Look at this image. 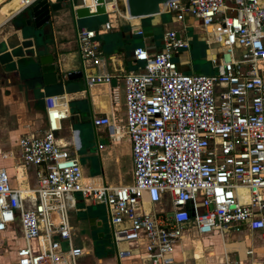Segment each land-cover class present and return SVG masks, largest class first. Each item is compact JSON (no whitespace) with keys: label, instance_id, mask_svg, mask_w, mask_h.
<instances>
[{"label":"built area","instance_id":"2783aa9c","mask_svg":"<svg viewBox=\"0 0 264 264\" xmlns=\"http://www.w3.org/2000/svg\"><path fill=\"white\" fill-rule=\"evenodd\" d=\"M119 3L104 0L105 22L75 29L83 65L102 62L97 37L117 25ZM63 5L92 13L98 4L65 0ZM162 5L160 14H169L173 22L189 17L197 24L214 72L178 71L172 53L187 42L180 35L176 39L174 31L162 33L157 54L132 50L141 68L119 77L122 124L106 116L91 120L93 127L111 129L113 143L126 138L130 145L132 180L116 187L83 181L77 160L54 138L68 115L66 101L62 95L45 97V127L18 138L14 150L0 152V234L18 224L15 264H77L88 255L72 242L69 211L76 198L104 206L118 258L134 257L138 264H171L188 226L200 236L214 230L222 238L254 232L264 246V0H171ZM113 78L94 75L87 82L109 84ZM28 168L33 169L32 186L26 182ZM165 196L168 209L162 204Z\"/></svg>","mask_w":264,"mask_h":264},{"label":"crops","instance_id":"0c3cea01","mask_svg":"<svg viewBox=\"0 0 264 264\" xmlns=\"http://www.w3.org/2000/svg\"><path fill=\"white\" fill-rule=\"evenodd\" d=\"M118 1L124 2V0ZM65 9L72 16V12L68 8ZM67 11L65 13L59 10L51 12L48 22L36 31V39L31 36L35 30L32 27L30 31L28 29L21 31L19 26H13L11 23L12 19L21 15L24 19L25 10L2 24L0 74L3 84L0 87V105L6 107L0 110V139L14 141L13 147L9 149L14 150L18 138L40 133L46 125L43 112L44 98L62 95L66 101L68 115L60 122L59 129L54 132V138L65 145L68 153L77 160L83 181L87 182L91 179L97 184L109 187L130 184L132 167L128 141L122 138L118 143H113L111 129L93 127L91 120L106 116L114 125L122 124L124 107L119 77L127 73H136L141 68V63L135 62L132 58L134 48H142L149 54L161 52V36L166 31H174L180 37L183 34L181 39L187 42L186 49L191 53L181 52V50L172 53V60L179 72L212 74L214 70L205 59L207 49L205 48L204 55H201L197 47V44L202 42V31L189 17L184 23H175L169 14H162L160 18L151 19L150 30L149 28L145 30L139 20L129 19L127 12H124L122 8L118 13L120 19L117 25L104 35L97 37L102 62L97 67H91L89 64L81 63L74 33L80 23L81 27L89 26L91 29L102 20L77 22L72 16L73 24L71 25L66 19ZM138 30L141 31V35L136 34ZM194 30L197 33H193ZM36 45L42 49L44 55L53 58L56 79L53 85L34 88L30 83V77L27 76L30 70H23L38 59ZM184 54H188L189 57L183 60L181 57ZM184 66H187V70H182ZM74 72H80L81 77L69 81L63 88L62 84L66 82L65 76ZM94 75H108L114 78L109 84H89L87 81ZM98 146L102 148L98 149ZM7 164L4 165L8 166ZM26 176L28 185H34L32 169L26 171ZM162 204L165 209H168L166 196ZM77 206L85 207L87 218L85 221L88 223L87 236L81 238L78 245L72 238L75 246L83 247L88 252V255L80 259L77 264H138L134 257L119 259L112 243L107 252L93 248V241L103 238L106 230L108 231L105 217L102 219L95 206L84 203L79 198H76L74 213ZM76 225L78 222L71 225L73 235L74 232L76 233ZM10 234L9 228L2 235L8 237ZM182 237L181 245L173 250L171 264H224L233 260L238 261V264L264 263V246L259 241L258 234L254 232H231L222 238L215 230L208 235L200 236L188 226L184 229ZM9 242V256H6V262L0 257V264H15L14 249L20 243L18 241V245L14 248V240L11 238ZM118 248L125 249L126 246L120 245ZM247 250L252 251L250 256L245 255ZM2 252L0 249V254Z\"/></svg>","mask_w":264,"mask_h":264},{"label":"water","instance_id":"95a60500","mask_svg":"<svg viewBox=\"0 0 264 264\" xmlns=\"http://www.w3.org/2000/svg\"><path fill=\"white\" fill-rule=\"evenodd\" d=\"M37 1L33 3V7L28 13L30 14V16L26 14V18L24 21L27 26H30L31 23H34L35 30L31 33L33 39L37 38L36 31H38L39 27L48 22L49 13L55 12L59 10L61 7H64L63 2L65 0H54V3H48L47 0H37ZM168 1L171 0H125V4L123 8H124V12L125 11L127 12L129 19L139 20L141 25L145 28V30H147V28H149L150 30L151 19L160 18L163 16L162 14H160L158 6ZM96 2L98 5L95 7V11L92 13H89L87 8L85 7L75 9L74 11H72L69 8V10L72 12L77 22L82 20H90L92 22L93 20H98V21L102 20V22L98 23V25H101L102 23L105 22L104 0H96ZM41 6L42 8L39 9V7ZM39 11H42V13H40ZM30 17H31V21H30ZM16 19L17 17L12 19L11 23L13 24V26H19L20 30L23 31L22 26H20L21 23H19ZM16 22L18 24H16ZM80 25H78L77 28H81ZM82 27L90 29L89 26H82ZM178 38H179V34L176 33V39ZM36 52L38 59L33 64L30 65L29 67L30 71L28 72L27 75L30 77L29 79L30 83L32 84V86H34V88H38L39 86L42 85L44 86L53 85L56 79H55L52 56L44 55L42 53V49L38 45H36ZM80 77H81L80 72L68 73L65 76L66 82L62 84V87L64 88L69 83V81L73 79H79ZM43 112L45 115V109H43Z\"/></svg>","mask_w":264,"mask_h":264},{"label":"rangeland","instance_id":"374dc122","mask_svg":"<svg viewBox=\"0 0 264 264\" xmlns=\"http://www.w3.org/2000/svg\"><path fill=\"white\" fill-rule=\"evenodd\" d=\"M31 1H32V3L29 5V7L32 6L33 3L36 2L37 0H7L4 4L0 5V31L2 30V24L8 18H10L13 14H15L23 6L28 5ZM161 5H159L158 8H160ZM65 8H67V7H65V6L61 7L59 9V11H62L61 13H65L67 11ZM162 8H163V5L161 6V10H162ZM27 9L25 10L26 12L28 11ZM121 10H122V6H121V3H119V12H121ZM72 16H73V14H72ZM72 16L67 11L66 19L69 21L70 24L71 23L73 24ZM168 25H170V23H168ZM170 26H172V25H170ZM29 33H31V32H29ZM193 33H197V31L194 30ZM183 36L184 35L181 34V37H183ZM197 47L199 49V53L201 55H204L203 52H204V49L206 48L204 42H200L199 44H197ZM185 49L186 48H183V49H180V50H181V52H185V53L188 51V53L191 54L188 49H186V50ZM188 57H189L188 54H184L181 57V59L184 60V59H186ZM182 70H187V66H184V68ZM1 77L2 76L0 74V87L3 84V80H1ZM4 107H6V106L5 105H0V110L3 109ZM13 142L14 141H8V140L5 141V140H1L0 139V151H7V150L11 149L13 147V144H12ZM4 164H7V163L4 162ZM28 169L30 170L32 168H28ZM32 171H33V169H32ZM95 207H96L95 209L98 210L99 213L101 214L102 219H104V217H105V216H103L104 215V206L102 204H99V205H96ZM74 212H75L74 209L69 211V222H70V225H72V226L76 222H78V225H76V233L74 232V235L72 233L73 242L76 245H78L79 244V240L81 238H85L87 236L86 230H88V227H87L88 223H86V221H85L87 218H86L85 207L84 206H81V207L77 206L76 213H74ZM10 229H11V234H10V236L8 235V237L10 239L12 238V240H14V248H15L18 245V234H19L18 224L15 223L14 224V228L12 227ZM8 237H5L2 234H0V249H1V251H3L0 254V257L3 259L2 261H4V262H6V256H9V253H10L9 246H8L10 244V242H9L10 239ZM93 243H94L93 246H92L93 248L96 247V248H98V250H101L102 252H107L108 247L111 245L109 231L106 230L103 238L96 239V240L93 241ZM92 255L94 256V254H92ZM173 258H175V256H173Z\"/></svg>","mask_w":264,"mask_h":264},{"label":"flooded vegetation","instance_id":"af4514ba","mask_svg":"<svg viewBox=\"0 0 264 264\" xmlns=\"http://www.w3.org/2000/svg\"><path fill=\"white\" fill-rule=\"evenodd\" d=\"M37 2H38V1H37ZM41 8H42V6L39 7V9H41ZM29 11H30V10H29ZM29 11L26 12L25 14H23L25 18H26V14H27L28 16H30V14H28ZM39 12L42 13V11H39ZM49 15H50V13H49ZM25 18L23 19L22 15H21V16L17 17L16 20H17L19 23H21L20 26H22V28H23L24 31H27V29L29 30L31 27H32V29H34V23H31L30 26H27V25L25 24V22H24V21H25ZM30 21H31V17H30ZM16 24H18V23L16 22ZM101 223H102V222H101ZM105 225H106V224H105Z\"/></svg>","mask_w":264,"mask_h":264},{"label":"bare ground","instance_id":"6f19581e","mask_svg":"<svg viewBox=\"0 0 264 264\" xmlns=\"http://www.w3.org/2000/svg\"><path fill=\"white\" fill-rule=\"evenodd\" d=\"M7 0H0V5L4 4ZM115 1V0H113ZM114 2H111L110 4L107 5V8L110 9V7H113L114 6ZM124 4H125V0H124ZM126 9V7H125ZM126 12V11H125Z\"/></svg>","mask_w":264,"mask_h":264},{"label":"trees","instance_id":"16d2710c","mask_svg":"<svg viewBox=\"0 0 264 264\" xmlns=\"http://www.w3.org/2000/svg\"><path fill=\"white\" fill-rule=\"evenodd\" d=\"M32 7H33V5H32V6H30V7H29L27 10H28V11H29V10H31V8H32ZM28 11H27V12H28ZM30 65H31V64H30ZM30 65H29V66H26L27 68H26V67H24V68H23V70H24V71L30 70V68H29V67H30ZM20 67H21V66H20ZM20 69H22V68H20Z\"/></svg>","mask_w":264,"mask_h":264}]
</instances>
